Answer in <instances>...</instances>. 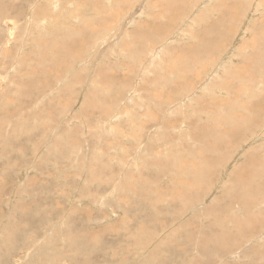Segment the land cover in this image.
Wrapping results in <instances>:
<instances>
[{"label":"rangeland","instance_id":"rangeland-1","mask_svg":"<svg viewBox=\"0 0 264 264\" xmlns=\"http://www.w3.org/2000/svg\"><path fill=\"white\" fill-rule=\"evenodd\" d=\"M193 1L0 0V264H264V112L225 140L240 107L217 86L264 57L243 45L264 0H242L237 22L218 0ZM204 11L227 41L199 78L197 62L183 76L178 48ZM153 20L164 32L136 39ZM85 24L102 27L57 69L58 43ZM263 87L264 71L242 100Z\"/></svg>","mask_w":264,"mask_h":264},{"label":"bare ground","instance_id":"bare-ground-1","mask_svg":"<svg viewBox=\"0 0 264 264\" xmlns=\"http://www.w3.org/2000/svg\"><path fill=\"white\" fill-rule=\"evenodd\" d=\"M126 1V0H125ZM168 3H167V8H171L172 10L177 8L178 6V9L182 10V7L184 5V3L187 1H191V0H167ZM193 1V0H192ZM196 1V0H194ZM191 2L192 4L194 3ZM198 1V0H197ZM196 1V2H197ZM195 2V3H196ZM23 3V2H22ZM185 3V4H186ZM217 5H221L222 7H225L226 9V12H224L225 16H227V14L231 13V12H234V14H232L230 17H233L232 20L234 22H237L238 20V15L239 13H241L242 10H239L242 8L243 6V1L242 0H218V2H216ZM34 5V4H33ZM45 5V4H43ZM185 6H189V5H185ZM216 6V5H215ZM218 7V6H217ZM246 7V6H244ZM185 8V7H184ZM46 10V9H45ZM244 10V9H243ZM24 11V10H23ZM21 11V13L23 12ZM209 10H207L208 12ZM37 12V11H36ZM35 12V13H36ZM173 12V11H172ZM206 11H204V13H202V15L200 14L199 16V27L202 25V29L196 33H194L192 35V41H187L185 43H182L181 47L178 48L179 51H180V55H178V59H180L181 61V67H179V69L181 70H184L186 71V74L183 75V72L181 71V74L183 76H186L187 73L191 72L190 69H189V64L192 63V62H197L199 63V67H200V70H196V72L194 73V78H199L200 77V74L201 73H204L205 71L208 70V67L211 65V63L213 62V60L217 57L218 58V53L221 51V49L225 46L224 42L227 41L226 38L222 37L221 33L222 31L218 28H215V25L217 24L218 26L219 25V22H216L215 20V23L213 20H205V14L207 13ZM39 14V13H38ZM44 14V12H43ZM164 14V13H162ZM166 14V13H165ZM174 15V14H173ZM223 15V14H222ZM21 16V15H20ZM43 16V15H42ZM163 16V15H162ZM168 16V15H167ZM23 17V15H22ZM41 17V16H40ZM166 17V16H165ZM224 17V16H223ZM196 18V17H195ZM175 19V18H174ZM194 19V18H193ZM6 20V19H5ZM101 20V19H100ZM106 20V18H105ZM169 20V19H168ZM205 20V22L202 24V22ZM161 21V20H160ZM159 21V22H160ZM25 22V21H24ZM105 22V21H104ZM171 22V21H169ZM10 23V22H9ZM33 23V22H32ZM162 23V21H161ZM261 24V25H260ZM197 25V24H196ZM260 25V26H259ZM9 26V25H8ZM86 27H88V31L86 32V37H81V38H75V39H72L68 42H62L63 40L61 39L60 42L58 43L59 45V48L61 49V51L63 52L64 54V57H62L61 59L58 58L57 61L53 64V66H56V68L58 69L60 66H66L67 65V62H66V59L69 58V57H72L74 54H77V52L79 50H81V48L83 47L82 45L83 44H87V42L91 40V37L92 35L95 33L96 30H98L99 28H101L100 26H91L89 28L88 24H85ZM198 26V25H197ZM84 27V26H83ZM9 28V27H8ZM85 28V27H84ZM104 28V27H103ZM196 28V27H195ZM83 29V28H82ZM259 29L258 32H261L263 34V37L261 40L258 41V38L260 37V34L258 32H253L252 33V39L248 42H244L243 45L246 47H254L253 49H257V46H261L262 49H264V18L259 22L258 26L256 29H253L252 31L254 30H257ZM33 30V29H32ZM194 30V29H193ZM78 31V30H77ZM76 31V32H77ZM151 31H154V32H157L159 34L163 33L164 32V29L159 27L156 23L155 20H153L152 23L150 24H140L137 29L135 31H133V34L136 35V39H144V38H147V33L149 32V35H150V32ZM79 32V31H78ZM161 32V33H160ZM10 34L12 35V32H10ZM84 34H85V31H84ZM13 38H16L15 36H13L11 39ZM11 39H8V40H5V41H11ZM94 39V38H93ZM155 39V41H158L160 40V38H153ZM9 41V42H10ZM6 42V43H7ZM56 42V41H55ZM159 42V41H158ZM257 42L258 45L255 43ZM11 43V42H10ZM149 44V43H148ZM145 48V47H144ZM256 51V50H255ZM7 52V51H6ZM178 52V50H177ZM258 52V51H257ZM263 54H264V51H262ZM259 54L256 53L255 54V57H257ZM257 55V56H256ZM262 55V54H261ZM206 60H201V59H205ZM170 59V58H169ZM258 59V58H257ZM173 60V59H172ZM255 60V59H254ZM249 61V63H248ZM253 60L251 61L250 59H246L244 58L243 61H241V64L240 65H237V66H232L229 71L227 72V77L226 79L230 78L232 79L231 81H224V77L223 78H220V83H218V88L219 90H227L230 92V94H234V97H232L231 99L230 98H227L225 100H220L224 105L226 104V107L227 108H230V106L232 105H227V102H231L232 100H236V104L240 107L239 109H237V112L235 113V110L234 109H231L232 110V113L234 114L235 113V116L236 117V121H232V122H229V120L227 118H225V120L228 122L227 125L232 126L230 129H227L225 125H220V132L218 131V133H220L222 135V137L227 140L228 139V135L227 134H230V137L231 138H239V137H242L244 136L243 132L244 131H247V132H251L252 130H256L252 127V125L249 123V120L251 119V117L253 116H248L246 115V112H249V111H252L253 112V109H255L256 112L258 111H261V112H264V95L263 96H260L261 93H264V87H263V90H260L258 92H255V94H252V98H250L248 96V99L246 100H242L243 99V93H242V89H246V88H249L250 84H258L260 83V79H261V76L263 75V68H264V57H259V60L257 62V64H255V67L253 68ZM172 66V65H171ZM53 69V67H52ZM54 70V69H53ZM243 70V71H242ZM242 71V72H241ZM255 72H258V76ZM239 73H242L243 74V77L245 79H247V81L245 80H242V81H245V82H242L240 80V75L242 76V74L239 75ZM247 76V78H246ZM253 78L257 80V82H251L250 84H247L249 83L248 81L250 80V78ZM180 79V78H179ZM249 79V80H248ZM185 82V81H184ZM189 82H191L189 80ZM180 83V82H179ZM191 84V83H190ZM247 84V85H246ZM178 85V84H177ZM177 85L175 87H173L172 89H177ZM246 85L245 87H242ZM217 88V89H218ZM251 89V88H249ZM245 91V90H244ZM212 92L215 94V91L212 90ZM222 95V94H221ZM229 96H232V95H229ZM209 97V96H208ZM245 97V96H244ZM214 99V98H212ZM253 99V101L251 100ZM212 102V100H210ZM213 101H217V100H213ZM240 101H243V102H247V106H248V109L246 110L245 108V105L246 104H240ZM214 103V102H213ZM235 103V102H234ZM222 104V105H223ZM235 104V105H236ZM221 105V106H222ZM236 105V106H237ZM225 107V108H226ZM215 108V107H214ZM259 117L261 115H258ZM180 119V118H179ZM260 118L257 117V124H259L260 122ZM177 122V121H176ZM262 124V122H260ZM168 126V125H167ZM166 126V127H167ZM219 126V125H218ZM217 127V126H216ZM228 127V126H227ZM257 127V126H256ZM219 128V127H218ZM180 129V128H178ZM199 131H203L205 132V134H216L217 136V133L214 132V127L213 125H201L197 128V132ZM170 133V132H169ZM200 134V132H199ZM198 134V135H199ZM168 135V134H167ZM176 136V135H175ZM215 136V138H216ZM179 137V136H178ZM191 137V136H190ZM221 137V136H220ZM176 138V137H175ZM217 139V138H216ZM215 140V139H214ZM224 140V142H225ZM217 142V140H215ZM211 142H213V140H211ZM220 142V141H219ZM215 143V142H214ZM226 143V142H225ZM230 143V142H229ZM216 144V143H215ZM220 144V143H219ZM213 147H214V144H212ZM217 146V144L215 145ZM224 146V145H223ZM223 146H220L221 149ZM219 147V148H220ZM262 147V146H261ZM264 147V146H263ZM216 148V147H215ZM260 153V151H258ZM258 152H255L258 153ZM261 155V154H260ZM262 156V155H261ZM264 157V156H262ZM253 160V159H252ZM261 160V159H260ZM262 161V160H261ZM247 163V162H246ZM249 163V162H248ZM254 163V166H252L251 168L249 169H246V168H243L242 166L239 168H243L244 170H248V174H250V172H253L254 170H256V165H255V162ZM250 164V163H249ZM244 165V164H242ZM251 165V164H250ZM246 166H248L246 164ZM245 166V167H246ZM259 167V165H258ZM245 170V172H246ZM240 171V170H239ZM260 171V170H258ZM242 172V171H241ZM199 173V172H198ZM201 174V173H199ZM236 174V173H235ZM252 174V173H251ZM256 174V173H255ZM254 174V175H255ZM253 175V174H252ZM257 175V174H256ZM238 176V175H237ZM250 176V175H249ZM239 177V176H238ZM260 177V176H259ZM241 178V177H240ZM248 178V177H247ZM6 179V178H5ZM244 179V178H243ZM261 179V177H260ZM239 180V179H238ZM236 180V181H238ZM262 180V179H261ZM247 181V180H246ZM239 182V181H238ZM248 182V181H247ZM262 182V181H261ZM207 183V181H206ZM240 184V183H239ZM249 184H250V179H249ZM260 185V184H259ZM262 185V184H261ZM204 186V185H202ZM245 188V186H244ZM249 188V187H248ZM259 189V188H258ZM248 191V190H247ZM244 192V190H243ZM251 194V193H250ZM256 195L254 194V197ZM252 197V196H251ZM244 199V198H243ZM247 199V198H246ZM251 199V198H250ZM253 199V198H252ZM257 199V197L255 198ZM254 199V200H255ZM254 203V202H253ZM252 203V204H253ZM249 205H251L250 203H248ZM245 205V203H244ZM248 205V206H249ZM255 206V204L253 205ZM252 206V207H253ZM247 207V206H246ZM245 207V208H246ZM249 210L251 209L250 207H248ZM228 209V208H227ZM263 209V208H262ZM247 210V209H246ZM251 211V210H250ZM249 211V212H250ZM248 212V211H247ZM260 213V212H259ZM263 213V212H262ZM247 215V214H246ZM251 215V214H250ZM249 215V216H250ZM252 217V216H251ZM263 217V215L261 216ZM250 218V217H249ZM260 218V216H259ZM247 219V218H246ZM252 221V228L255 226V222H260L261 220L258 219V218H254L253 220H249L248 222ZM247 222V223H248ZM258 224V223H257ZM259 225V224H258ZM257 225V226H258ZM250 226V225H248ZM243 229V228H242ZM254 229V228H253ZM241 231V230H239ZM246 231V230H244ZM83 232V231H82ZM87 232V231H86ZM248 233L250 232V229L248 228ZM246 232V233H247ZM252 232V231H251ZM79 233V232H78ZM84 233V232H83ZM245 233V234H246ZM82 234V233H81ZM87 234H90L89 232ZM86 234V236H87ZM238 234H243V233H238ZM251 234V233H249ZM84 235V234H82ZM81 236V235H79ZM77 236V237H79ZM91 236V235H90ZM243 236V235H242ZM83 237V236H82ZM89 237V236H88ZM87 237V238H88ZM246 237H248L246 235ZM253 237V236H252ZM76 238V237H75ZM74 238V239H75ZM72 239V240H74ZM248 239V238H246ZM91 240V239H90ZM89 240V241H90ZM225 240V239H224ZM208 241V240H207ZM211 244V243H210ZM202 245V244H201ZM200 247V246H199ZM227 247V246H225ZM201 248V247H200ZM228 248V247H227ZM205 249V248H204ZM201 251V250H200ZM199 251V253H200ZM204 251V250H203ZM52 252V251H51ZM209 252V251H208ZM205 253V252H204ZM205 256V255H204ZM206 259V257H205ZM55 264V262H54Z\"/></svg>","mask_w":264,"mask_h":264}]
</instances>
